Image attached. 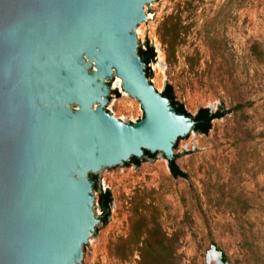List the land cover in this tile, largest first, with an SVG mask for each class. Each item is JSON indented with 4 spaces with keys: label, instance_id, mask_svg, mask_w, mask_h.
<instances>
[{
    "label": "water",
    "instance_id": "water-1",
    "mask_svg": "<svg viewBox=\"0 0 264 264\" xmlns=\"http://www.w3.org/2000/svg\"><path fill=\"white\" fill-rule=\"evenodd\" d=\"M156 1L0 0V264H87L90 174L144 149L175 161L195 132L137 52Z\"/></svg>",
    "mask_w": 264,
    "mask_h": 264
},
{
    "label": "rangeland",
    "instance_id": "rangeland-1",
    "mask_svg": "<svg viewBox=\"0 0 264 264\" xmlns=\"http://www.w3.org/2000/svg\"><path fill=\"white\" fill-rule=\"evenodd\" d=\"M145 13L154 87L224 115L178 143L186 177L156 153L96 179L112 201L87 264H219V251L264 264V0H157Z\"/></svg>",
    "mask_w": 264,
    "mask_h": 264
},
{
    "label": "trees",
    "instance_id": "trees-1",
    "mask_svg": "<svg viewBox=\"0 0 264 264\" xmlns=\"http://www.w3.org/2000/svg\"><path fill=\"white\" fill-rule=\"evenodd\" d=\"M174 40H175V35L172 34L171 39L168 41L169 46L173 45ZM137 52L140 55V57L143 58L145 62L146 75L149 77L151 72L149 70L147 63L153 60V57L155 56L154 49L152 45L148 44V42H145V47L142 48L139 45L137 47ZM113 92H116V91L113 90ZM161 94L166 95L168 97L169 103L174 108L175 111L183 112L191 117V119L193 120L192 129L198 133L208 132V130L211 128L212 120L216 118H220L224 115V111H222L220 107H217L215 110H211L208 107H199L194 114L189 113L184 107L183 103L179 102L176 99V96L170 84L165 85L164 89L161 91ZM179 138L181 137H178L177 140ZM175 144L176 142L174 143V146ZM156 153L157 151L150 152L144 149L142 156L154 158ZM140 158L141 156L140 157L131 156L124 163L127 164L130 162H134L138 164L140 162ZM168 167L173 176L186 177V173L183 170H181L178 167V165L175 163L174 157L168 160ZM90 177L94 180L93 190H98V196L96 200H97V204L99 208L101 209V213L98 215L99 219L102 223H106L108 219V215L110 213V204L112 201L111 192L109 189H105L104 191L99 189L98 183H96V179H97L96 175L90 174ZM221 259L223 261H227L226 256L222 251H221Z\"/></svg>",
    "mask_w": 264,
    "mask_h": 264
},
{
    "label": "bare ground",
    "instance_id": "bare-ground-1",
    "mask_svg": "<svg viewBox=\"0 0 264 264\" xmlns=\"http://www.w3.org/2000/svg\"><path fill=\"white\" fill-rule=\"evenodd\" d=\"M213 258H214L215 260H216V258L218 259V257H216V258H215V257H213ZM219 264H221V263H220V261H219Z\"/></svg>",
    "mask_w": 264,
    "mask_h": 264
},
{
    "label": "built area",
    "instance_id": "built-area-1",
    "mask_svg": "<svg viewBox=\"0 0 264 264\" xmlns=\"http://www.w3.org/2000/svg\"><path fill=\"white\" fill-rule=\"evenodd\" d=\"M148 64V63H147ZM103 190H105V187L103 188Z\"/></svg>",
    "mask_w": 264,
    "mask_h": 264
}]
</instances>
